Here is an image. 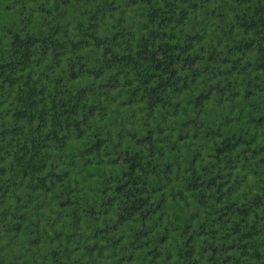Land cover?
<instances>
[{"label":"trees","instance_id":"trees-1","mask_svg":"<svg viewBox=\"0 0 264 264\" xmlns=\"http://www.w3.org/2000/svg\"><path fill=\"white\" fill-rule=\"evenodd\" d=\"M0 264H264V0H0Z\"/></svg>","mask_w":264,"mask_h":264}]
</instances>
